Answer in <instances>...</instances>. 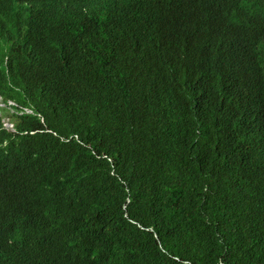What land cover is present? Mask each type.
I'll list each match as a JSON object with an SVG mask.
<instances>
[{"label": "trees", "instance_id": "obj_1", "mask_svg": "<svg viewBox=\"0 0 264 264\" xmlns=\"http://www.w3.org/2000/svg\"><path fill=\"white\" fill-rule=\"evenodd\" d=\"M0 264H264V0H0Z\"/></svg>", "mask_w": 264, "mask_h": 264}, {"label": "clouds", "instance_id": "obj_2", "mask_svg": "<svg viewBox=\"0 0 264 264\" xmlns=\"http://www.w3.org/2000/svg\"><path fill=\"white\" fill-rule=\"evenodd\" d=\"M220 1V0H217V2Z\"/></svg>", "mask_w": 264, "mask_h": 264}]
</instances>
